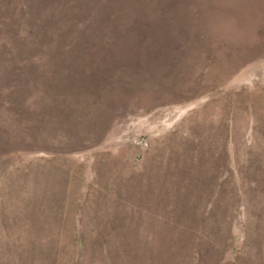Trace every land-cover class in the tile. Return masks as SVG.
Here are the masks:
<instances>
[{
    "label": "rangeland",
    "instance_id": "1",
    "mask_svg": "<svg viewBox=\"0 0 264 264\" xmlns=\"http://www.w3.org/2000/svg\"><path fill=\"white\" fill-rule=\"evenodd\" d=\"M0 264H264V0H0Z\"/></svg>",
    "mask_w": 264,
    "mask_h": 264
}]
</instances>
